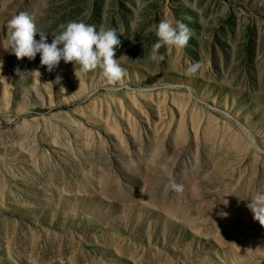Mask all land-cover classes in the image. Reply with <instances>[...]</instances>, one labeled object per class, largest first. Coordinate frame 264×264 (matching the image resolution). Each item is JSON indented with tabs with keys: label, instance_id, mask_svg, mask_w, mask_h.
I'll return each mask as SVG.
<instances>
[{
	"label": "rangeland",
	"instance_id": "obj_1",
	"mask_svg": "<svg viewBox=\"0 0 264 264\" xmlns=\"http://www.w3.org/2000/svg\"><path fill=\"white\" fill-rule=\"evenodd\" d=\"M20 12L48 43L72 21L115 28L125 75L17 59ZM161 20L191 30L163 61ZM258 192L264 0H0V264H264Z\"/></svg>",
	"mask_w": 264,
	"mask_h": 264
},
{
	"label": "clouds",
	"instance_id": "obj_2",
	"mask_svg": "<svg viewBox=\"0 0 264 264\" xmlns=\"http://www.w3.org/2000/svg\"><path fill=\"white\" fill-rule=\"evenodd\" d=\"M6 28L8 36L6 47H3L5 51L14 54L17 59L27 57L34 60L39 54L40 65L46 66L49 72L63 60L66 64H73L75 73L77 67L82 73L101 69L109 84H116L126 73L119 60L114 58L115 48L121 44L115 28H101L97 31L94 25L72 21L62 26L63 31L52 36L51 43H48V34L39 31L33 18L25 12L9 19ZM37 34L39 40L35 39ZM155 34L157 42L153 45L152 59L159 61L165 59L164 55L159 53L161 47L183 49L191 38V30L181 21L173 24L168 20H161L156 26ZM200 67L201 63L197 61L189 66L187 72L194 74ZM170 187L177 192L183 190V186L177 185L174 180L170 182ZM246 201H249L246 207L253 214V219L264 227V193L258 192ZM220 215L227 217L228 213L223 212Z\"/></svg>",
	"mask_w": 264,
	"mask_h": 264
}]
</instances>
